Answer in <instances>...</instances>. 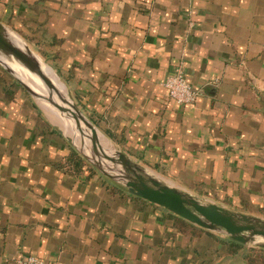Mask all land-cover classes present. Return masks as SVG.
I'll list each match as a JSON object with an SVG mask.
<instances>
[{"label":"crops","instance_id":"1","mask_svg":"<svg viewBox=\"0 0 264 264\" xmlns=\"http://www.w3.org/2000/svg\"><path fill=\"white\" fill-rule=\"evenodd\" d=\"M0 21L131 159L264 217V0H0ZM232 242L92 169L0 67V264H264Z\"/></svg>","mask_w":264,"mask_h":264},{"label":"water","instance_id":"2","mask_svg":"<svg viewBox=\"0 0 264 264\" xmlns=\"http://www.w3.org/2000/svg\"><path fill=\"white\" fill-rule=\"evenodd\" d=\"M0 66L35 103L51 106L69 121L78 138L65 135L60 129L59 132L99 174L128 193L163 207L194 225L242 245L264 249V217L232 210L192 194L163 181L131 159L78 107L54 68L2 21ZM47 69L52 71L53 77Z\"/></svg>","mask_w":264,"mask_h":264},{"label":"built area","instance_id":"3","mask_svg":"<svg viewBox=\"0 0 264 264\" xmlns=\"http://www.w3.org/2000/svg\"><path fill=\"white\" fill-rule=\"evenodd\" d=\"M167 94L178 105L191 104L195 102L199 91L194 88L184 76L180 68L169 74L163 81ZM15 264H52L41 258L29 256L25 259H17Z\"/></svg>","mask_w":264,"mask_h":264},{"label":"rangeland","instance_id":"4","mask_svg":"<svg viewBox=\"0 0 264 264\" xmlns=\"http://www.w3.org/2000/svg\"><path fill=\"white\" fill-rule=\"evenodd\" d=\"M43 59H44V57H42ZM45 60V59H44ZM46 61V60H45ZM47 63H49L48 61H46ZM50 64V63H49ZM51 65V64H50ZM1 67V66H0ZM1 69H2V71L4 72V74L8 77V78H10L11 80H13L12 79V77L1 67ZM49 70V69H48ZM55 70V69H54ZM49 71H51V70H49ZM52 72V71H51ZM57 73V72H56ZM59 75V74H58ZM59 77H60V75H59ZM60 79V81L65 85V83H64V81H63V79L60 77L59 78ZM66 86V85H65ZM66 93H68V90L66 89ZM36 105L38 106V108H40V110L43 112V114H45L46 116H47V118L56 126V127H58L65 135H69V136H71V137H74V135H72V133L70 134L69 132H70V130L69 129H71L70 127H63V117L62 116H60L59 115V113H58V111H56V110H54V108H52L51 106H45V105H43V104H40L39 102L37 103L36 102ZM105 136V135H104ZM108 142H109V140L107 139V138H105ZM79 145V144H78ZM73 147V146H72ZM74 148V147H73ZM74 150H75V152L76 153H78L79 154V151L77 150V149H75L74 148ZM80 155V154H79ZM81 156V155H80ZM82 157V156H81ZM83 158V157H82ZM87 163H88V161H86ZM88 165H90L89 163H88ZM90 167L92 168V169H94L95 170V168L94 167H92L91 165H90ZM96 171V170H95ZM151 171V170H150ZM152 173H154V171H151ZM155 175H157L156 173H154ZM159 176V175H158ZM163 181H165V182H170V181H168V180H166V179H164L163 178Z\"/></svg>","mask_w":264,"mask_h":264},{"label":"bare ground","instance_id":"5","mask_svg":"<svg viewBox=\"0 0 264 264\" xmlns=\"http://www.w3.org/2000/svg\"><path fill=\"white\" fill-rule=\"evenodd\" d=\"M47 70H48V69H47ZM49 73L51 74V76L53 75L51 71H49ZM52 77H53V76H52ZM34 80H35L36 82H38L37 79H36L35 77H34ZM58 84H60V83L58 82ZM62 119H63V123H64V124H63V127H70L71 129H69V130H70L69 133H70V134L72 133V135H74L75 138H78V135L74 133V131H73V129H72V127H71L69 121L66 120V119H64V118H62Z\"/></svg>","mask_w":264,"mask_h":264},{"label":"trees","instance_id":"6","mask_svg":"<svg viewBox=\"0 0 264 264\" xmlns=\"http://www.w3.org/2000/svg\"><path fill=\"white\" fill-rule=\"evenodd\" d=\"M234 245H236V246H238V245H240L239 243H236V242H232Z\"/></svg>","mask_w":264,"mask_h":264}]
</instances>
